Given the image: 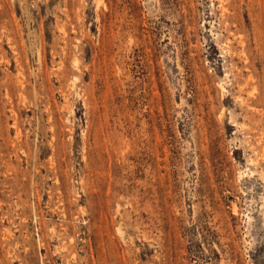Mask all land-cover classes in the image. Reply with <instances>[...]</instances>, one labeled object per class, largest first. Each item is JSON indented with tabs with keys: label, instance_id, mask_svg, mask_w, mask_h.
<instances>
[{
	"label": "rangeland",
	"instance_id": "rangeland-1",
	"mask_svg": "<svg viewBox=\"0 0 264 264\" xmlns=\"http://www.w3.org/2000/svg\"><path fill=\"white\" fill-rule=\"evenodd\" d=\"M0 264H264V0H0Z\"/></svg>",
	"mask_w": 264,
	"mask_h": 264
}]
</instances>
